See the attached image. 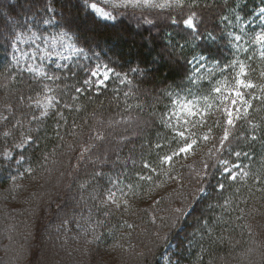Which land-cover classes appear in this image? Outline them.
Here are the masks:
<instances>
[{
	"label": "trees",
	"instance_id": "16d2710c",
	"mask_svg": "<svg viewBox=\"0 0 264 264\" xmlns=\"http://www.w3.org/2000/svg\"><path fill=\"white\" fill-rule=\"evenodd\" d=\"M65 1H72L69 16ZM95 2L116 19L95 16L83 0H0V153L11 152L8 158L0 155V229L6 230L0 264H13L5 254H13L33 232L37 244L52 241L69 264H264V103L236 121L223 152L209 154L224 130L223 122L215 126V113L207 126L194 130L203 135L212 127L215 139L200 140L187 156L174 159H184L179 164L159 163L177 148L164 123L173 111L168 94L184 97L211 87L198 77L196 85L189 83L194 74L188 61L200 55L219 64L229 61L223 18L233 9L232 0H184L182 7L167 9H113L106 0ZM50 6L54 14L47 11ZM192 12L196 39L182 25ZM173 17L181 23L172 24ZM46 19L54 22L45 24ZM33 32L48 38L68 32L69 43L88 58L69 55L59 65L44 62L40 74L29 72L30 53L39 44L28 39ZM17 33L24 34V42L13 47ZM22 49L30 53L20 59ZM98 63L120 78L85 84ZM254 84L250 97L261 95L260 84ZM46 88L56 103L41 117L36 101L43 100ZM235 152L246 155L230 154ZM218 160L241 165L247 175L227 179ZM146 161L151 169L143 167ZM113 189L121 198L106 203ZM172 207L185 210L179 219ZM21 228L23 241L17 243Z\"/></svg>",
	"mask_w": 264,
	"mask_h": 264
},
{
	"label": "snow or ice",
	"instance_id": "6c2138e0",
	"mask_svg": "<svg viewBox=\"0 0 264 264\" xmlns=\"http://www.w3.org/2000/svg\"><path fill=\"white\" fill-rule=\"evenodd\" d=\"M106 2L111 3V7L115 8H132V9H144V8H156V9H167L173 7H182L184 0H116V2H112V0H106ZM83 7L85 9L90 10L95 16L106 20V21H113L116 19V16L113 15L111 11L105 10L98 6L95 0H83ZM47 11L50 13H55L54 7H48ZM261 16L264 17V9L259 10ZM226 19V18H224ZM239 19V17H238ZM54 22V19H46L44 21L45 24H51ZM145 23L151 24L152 21L145 20ZM172 24H179L181 23L180 20L176 19L175 17L171 20ZM182 25L186 30H190L193 34V38H199L196 34L199 31L198 28V21L197 15L195 12H192L186 18L182 20ZM23 33H17L13 36V47L16 46V41L24 42ZM231 40L229 41L230 47H235L238 51L240 48L239 41L242 39L240 35H232ZM44 39L47 43L48 37H42L37 33L33 32L31 36L28 37L33 43L37 40ZM208 39L215 41V37L212 36L211 33L208 34ZM72 40V36L69 35L68 32H62L56 37H52V46L55 48L59 45L62 48H69L72 52L83 55L86 59L88 58L87 53L84 52L83 49L77 48L74 44L69 43ZM236 41L235 45L232 44V41ZM254 44L259 45V58L264 60V30H261L259 33L255 35V39L252 41ZM183 45H181V48ZM41 55L44 53L41 52ZM52 54V53H49ZM36 53H33L35 56ZM15 59V57H13ZM251 60L252 57H249ZM206 60L204 55H200L199 57H193V60L188 61L189 64H192L193 61H196L199 64V67L196 69L198 80L199 81H206L209 85H211L210 89L208 90L207 94L204 95H194L191 91H189L184 97H181L179 93L175 94V98H173V94L169 93V99L172 104L173 111L168 115L167 121H164L165 126L172 130L173 137L172 142L177 144V148L173 150L170 154H165L160 157L159 163L160 165L169 164L171 165L174 159H177L181 155L187 156L191 153L194 147L199 143L200 140L208 141L210 139H215L211 134L213 131L212 127L207 128V132L203 135H198L196 131L197 128H204L208 124V119L214 115L215 113H219V116L216 119L215 126L220 127L221 122H223V135L219 138V147L214 146V151L210 150V156H215L216 153H221L224 151L227 142L229 141L230 137V129L235 126L236 121L240 120L242 117H246L250 108L252 107V101L258 100L264 103V85H260L261 95L260 96H251L250 91L257 88L258 86L254 84L252 81L247 80L246 77L248 75L247 65L239 60L233 59L229 63H226L222 69L219 68V61H214V67L219 69V74L223 77L222 79L213 80L215 76H199V72L201 69L205 67L203 61ZM19 63V61H17ZM238 66V70L237 69ZM29 72H35L40 74V69L33 68L29 66L27 68ZM133 72L140 71L138 68L131 69ZM231 71L233 75L226 76L224 75L225 72ZM110 75H115L116 77L120 78L121 74L115 72V70L109 67L107 64L98 63L93 70H91V75L88 80L84 83L91 85L95 82L97 85H103L106 81L109 80ZM261 78H264V71L260 73ZM47 79H57L56 77H49L45 74ZM127 74H124V78L120 79L121 83L126 82ZM93 78L95 80L93 81ZM188 80L190 84L196 85L197 80L192 79L191 75L188 76ZM234 81V82H233ZM127 83H131V81H127ZM77 92L83 91V89L77 88ZM51 89H47L45 91V95L43 100H37L36 106L38 108H42L43 111L41 112V117L46 116L48 114L47 110L50 107H55L56 98L55 96L49 95ZM129 93H125V96H128ZM188 96H192L191 99H188ZM173 118L175 119V124L172 123ZM2 119L7 120V117H3ZM33 119H38V117H33ZM3 135L5 137L9 136V132H4ZM196 137V138H193ZM253 139L256 137L253 136ZM31 137L23 140L20 144H17L16 147H22L23 144L27 143ZM97 139H103L101 134L97 135ZM162 147V145H157V148ZM88 149H85L87 151ZM231 155L236 156L239 158L242 154L240 152L230 153ZM5 158L10 157L11 152L5 150L3 153H0ZM217 163L222 166V172L227 173V179L235 181L238 176L240 175H247L243 172L241 165L233 164L229 160H218ZM145 169H151V164L149 162H145L143 164ZM207 168L208 165L204 164V176L207 175ZM240 169V172L236 170ZM97 176L103 175V173H96ZM142 179L144 177H141ZM150 179V177H147ZM203 179V176L201 177ZM87 183V182H85ZM81 187H85L84 184ZM218 188L220 190L224 189V184H218ZM205 189L201 187L199 192H204ZM115 193L109 192L105 202L108 201L114 202ZM177 213V219H179L180 214H182L184 209L176 208L174 210Z\"/></svg>",
	"mask_w": 264,
	"mask_h": 264
},
{
	"label": "rangeland",
	"instance_id": "374dc122",
	"mask_svg": "<svg viewBox=\"0 0 264 264\" xmlns=\"http://www.w3.org/2000/svg\"><path fill=\"white\" fill-rule=\"evenodd\" d=\"M116 1V0H112ZM159 2V0H157ZM62 4L66 14L69 16V9H70V1L69 3L64 2ZM232 8L228 10L226 19L223 18V23L228 33L232 35H240L242 39L238 42L240 45L239 50L237 51L235 47H231V54L229 55V63L233 59H239L243 61L248 67V75L246 77L247 80L252 81L253 83H259L260 85H264V78H261L260 73L264 71V60L259 58V45L254 44L252 41L255 39V35L259 33L261 30H264V17L261 16L260 9H264V0H232ZM230 14V16H228ZM0 17L4 18V15L0 14ZM239 17V19H238ZM135 26L137 24L133 23ZM88 30H91L89 27ZM193 36V35H191ZM52 38H48L47 43L44 39L38 40L39 44L35 47L36 55L33 56V53H30L29 49H22L23 54L20 52L18 57L23 59L24 55H27V52L31 54L34 58L32 63L33 68L40 69V73L43 70V63L44 62H54L55 64L59 65L63 63L69 55H76V53L72 52L69 48H62L57 45L55 48L52 46L51 42ZM231 40V36H229V41ZM237 42L232 41V44L235 45ZM106 48L110 47L105 45ZM43 52L44 54L41 55L40 53ZM52 53V54H49ZM199 57V56H197ZM249 57H252L250 60ZM193 60V59H192ZM205 67L200 70V74L203 75L204 71L210 72L208 76H215L213 83L215 80L222 79L223 77L219 74V69L214 67L213 61L205 60L203 61ZM192 70L194 77L193 79H197V72L196 69L199 67V64L196 61H193ZM225 64H219V68L222 69ZM238 70V66L237 69ZM37 74V73H36ZM224 75L231 76L233 73L231 71L225 72ZM234 82V81H233ZM210 89V88H209ZM208 88L205 90H201L196 95H204L207 94ZM195 94V93H193ZM192 96H189L188 99H191ZM260 101H256L252 106L258 105ZM262 103V102H261ZM258 113V112H256ZM184 160V159H183ZM182 159L173 161L172 165L178 162L183 161ZM184 162H187L184 161ZM168 165V164H164ZM204 173H202L203 175ZM120 189V188H119ZM120 190L113 189L111 192L115 193L114 202H118L121 198L119 194ZM146 206L143 204V207ZM173 211L176 209L172 207ZM175 212V211H174ZM176 213V212H175ZM264 222V221H263ZM264 227V226H261ZM21 231L19 235L15 238L17 243H21L23 241L24 231ZM5 228L0 229V241L2 240V235L5 233ZM264 232V228L262 229V233ZM259 234V228L256 231ZM36 236L34 232L30 239L25 240L24 243L17 248V250L13 254H5L4 259L6 261H11L13 264H69V259L67 257H59L58 251L59 247H55L52 245V241L50 240H42L39 244H37ZM56 245V244H54ZM59 246V245H58ZM21 248V250H20ZM3 252V251H2ZM34 258V260H33ZM33 262V263H31ZM74 264V262H72Z\"/></svg>",
	"mask_w": 264,
	"mask_h": 264
}]
</instances>
